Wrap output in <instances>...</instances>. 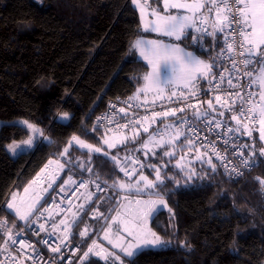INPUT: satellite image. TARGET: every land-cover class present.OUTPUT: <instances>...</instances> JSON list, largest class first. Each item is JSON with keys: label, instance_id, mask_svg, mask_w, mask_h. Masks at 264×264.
Here are the masks:
<instances>
[{"label": "trees", "instance_id": "16d2710c", "mask_svg": "<svg viewBox=\"0 0 264 264\" xmlns=\"http://www.w3.org/2000/svg\"><path fill=\"white\" fill-rule=\"evenodd\" d=\"M141 34L140 14L132 0H0V119L25 118L44 133L35 148L12 156L6 144L24 137L26 128L17 123L0 126V217L7 216L11 224L18 221L13 231L23 221L4 210L7 202L14 192H23L49 160L63 157L67 148L65 157L71 163L64 176L68 172L94 176L111 186L92 204L85 192L72 207L80 216L76 231L89 229L83 254L100 239L125 193L113 187L114 181L134 183L136 178L128 179L112 162L113 152L97 135L105 133L91 131L92 124L108 97L137 94L143 86L147 66L135 51L131 53ZM184 42L193 48L188 38ZM63 111L70 113L67 121L59 118ZM242 131L246 153L256 166L237 179L227 177L213 157L209 165L186 154L189 140L184 134H171L167 136L175 137L171 143L153 146L155 156L150 148L137 150L147 133L118 146L119 151L136 152L142 162L160 167L164 184L155 191L168 202V208L152 217L150 227L169 246L126 257L128 264L133 259L134 264H264V145L256 130L247 126L248 137ZM74 136L103 151L79 148L71 142ZM165 151L173 155L164 156ZM142 172L155 179L151 167ZM139 194L156 197L148 189ZM5 239L0 234V250ZM82 256L76 264H120Z\"/></svg>", "mask_w": 264, "mask_h": 264}, {"label": "snow or ice", "instance_id": "6c2138e0", "mask_svg": "<svg viewBox=\"0 0 264 264\" xmlns=\"http://www.w3.org/2000/svg\"><path fill=\"white\" fill-rule=\"evenodd\" d=\"M134 3H139V0H134ZM164 14L157 11L151 13L155 17L151 22H146L144 25V30H150L152 32L159 33L165 37L174 38L176 41H181L188 38L187 32H192V39L194 46H199L200 41L205 36H210L213 38L215 46V38L217 34L223 36L222 46L217 52L216 57L213 58L212 62L200 59V57L193 52L186 51L181 48L179 44L166 43L163 40H137L133 47L139 52L143 60L147 61L151 70L143 76L144 85L137 92L136 99H139L140 93L153 92L157 98L163 99L165 90L167 89L170 93L168 99L175 97L177 92L173 90L174 86L179 83L183 88L188 89L190 96L195 97L199 91L198 82L199 80H207L209 84V90L213 93L220 91L221 84L227 83V88L223 89V94L225 96H231L232 93L228 89H238V84H233V79H239L238 72L240 68L239 64L243 65V69H249V66H254L257 58L259 62L264 65V0H163ZM184 10L183 13L172 14L169 10ZM143 12V8H141ZM211 15V19H210ZM202 49V46H201ZM204 54L211 56V52L203 50ZM238 58H243L238 61ZM228 60L231 62V72L227 69H220V61ZM214 68L220 70V75L217 76L216 72L213 71ZM165 72L167 76L165 77ZM225 72H228L227 77ZM244 75L252 77L253 71L247 70ZM215 81V83H213ZM253 84H259L261 87V92L259 93L260 102H264V67L259 70V74L256 75L255 79L251 80L248 87ZM181 97L185 100L188 97H184V93H180ZM249 101L254 97V93L248 92ZM215 102L221 104V95L217 94L214 96ZM240 104V110L238 114H235L234 105ZM247 103L243 96H241L240 91L235 93V99L232 101V105H228V101L225 100L221 104V108L234 113L231 115L230 119L236 121V127H227L226 132L230 133L233 131L240 132L242 129L247 135L251 136V131H247V125H241V119L247 114L251 115L253 111V106L249 104V107L245 109L244 105ZM186 107L191 108V104H186ZM208 111L199 112L195 114V119L200 120L201 117L206 118L204 123L209 130H213V121L215 116L211 115L216 113V108L213 107V100L209 99L207 101ZM120 112H124L125 109L121 108ZM180 112L184 111V108L179 109ZM177 109H170L163 112L152 113L153 120L156 117H168L175 116ZM223 116V111L218 113ZM65 114V118H66ZM260 116L264 117V107L260 109ZM149 118L147 116L143 117V120L147 122ZM27 128L31 129L34 134L43 135V133L36 128L34 125L28 124L27 121L23 122ZM132 127L139 121L130 122ZM189 123L186 119L180 121V125L176 126L173 124L165 125L164 131H157L154 134H150L146 142H144L141 147L147 149L149 144L155 143L158 146L161 145V141L156 140V136H163L168 132L169 129L173 130L175 135L178 137L182 134L181 129L185 124ZM260 124L264 125V119L260 120ZM222 126V121L215 120L214 128L219 129ZM143 131L148 133V128L144 127ZM189 131H193L194 126ZM128 138H125L127 140ZM134 140L135 137H132ZM260 139L264 140V128L261 129ZM73 141L79 145L80 148L88 149L90 152L94 151L99 153L100 148H93L92 145H88L80 140L78 137H73ZM125 140L119 141L120 143L125 142ZM105 144L108 146L116 147L115 143H110L109 140H104ZM171 143V140L168 141ZM227 143V141H225ZM33 141L31 138L21 144L13 143L8 146L12 153H17L18 150L23 151V147H31ZM153 156L156 155L155 151L149 149ZM68 149L65 148L64 153L61 155H67ZM242 155V153H240ZM264 154V153H262ZM107 155V154H106ZM145 155H148L145 152ZM164 156L173 155L172 152H163ZM199 159V157H197ZM217 158H221L219 153H217ZM112 162L116 163L120 168V171L124 173L126 177L135 175L138 171L140 175L135 183H125L123 181H114L113 187L118 191L137 193L148 189L157 199L148 200H137L135 201L136 207L126 210L127 219L123 222V232L127 233L126 243H113L109 239L108 232L104 233V239L108 240L109 244H112L114 248H119L121 253H123L127 258H134L142 255L145 251L155 249V248H167L169 242L164 241L159 235L153 232L147 227V222L149 218L158 214L163 208L167 207V201L162 197L159 191H155L159 186L164 184V179L161 177V169L153 164L147 162H140L138 157H133L132 155H127L124 157V163L121 164L117 156L110 157ZM183 159V157H181ZM222 159V158H221ZM206 163L211 165V158H209ZM49 163H52L50 161ZM65 163H71L70 160H66ZM139 163L140 167L137 168L136 164ZM244 165L248 166V161H243ZM63 167V165H59ZM166 167V165H162ZM144 167H151L155 173V179L149 180L147 176L143 175L142 169ZM214 169V165L212 166ZM130 169V170H129ZM239 175V173H238ZM190 178V177H189ZM69 179H71L69 177ZM141 184L143 186L141 187ZM51 185H49L50 187ZM83 187V184L79 185ZM97 185V189H99ZM64 189H61L63 191ZM27 191V189H25ZM11 201L6 204L4 210H9L19 220L24 221L25 227H31L36 221L41 217H44L48 209L36 212L35 204L29 205L27 209L18 206L16 201V196L11 197ZM171 212V209H168ZM96 215V213H94ZM119 215V213H118ZM61 225H65V221L61 220L59 222ZM76 221L74 220L72 224L65 225V235L61 239L63 244L68 238V229H70ZM78 226V225H77ZM13 226H8L6 221H0V232L6 237L3 244V250H8L9 245H16L19 243L18 251H23L24 249H31L33 252H38L30 243H26L27 236L23 230H17L13 233ZM53 233L57 230V225L53 223L51 225ZM45 231V226L43 223L39 224L38 232ZM89 229L86 226L81 232H79L80 237H86L88 235ZM16 237H20L17 241ZM59 239V237H57ZM119 240H124L125 238L120 236L117 237ZM44 244H48V240L43 241ZM79 247V245L77 246ZM98 247L95 241L92 242V246L87 248V251L83 254V259H87L89 254L93 252V248ZM53 252H59V246L52 248ZM97 256L101 255L100 252L95 253ZM31 258V257H29ZM107 256L104 257L107 260ZM15 259V258H14ZM119 256H115V260H119ZM0 264H3L0 261ZM34 264H39V257L34 261ZM122 264V262H121ZM134 264V259H133Z\"/></svg>", "mask_w": 264, "mask_h": 264}, {"label": "built area", "instance_id": "2783aa9c", "mask_svg": "<svg viewBox=\"0 0 264 264\" xmlns=\"http://www.w3.org/2000/svg\"><path fill=\"white\" fill-rule=\"evenodd\" d=\"M211 19V15H210ZM223 36L217 34L215 38V46L213 38L210 36H205L201 41L199 46H194L192 39V32L188 36V43L193 48L203 52L207 50L211 52V58L213 60L216 57L217 52L222 46ZM202 46V49H201ZM243 58H238V61ZM220 69H227L231 72V62L228 60L220 61ZM262 64L257 58L254 66L250 65L249 69H243V65L239 64L238 67L240 71L238 72L239 79H233V84H238V89H228L231 96H225L223 94V89H226L227 83L221 84L220 91L213 93L209 90V84L207 80H199L198 87L199 91L195 97H191L189 90L183 88L182 86L174 87L173 90L177 92L175 97L168 99L170 93L166 89L164 93V98H144L139 95V99H136L137 94H131L123 97H108L106 99L105 108L98 114L94 116L92 128L100 129L108 135H119L129 132L145 133L143 131L144 127L148 128V135L156 133L159 131H164L165 125L173 124L176 126L180 125L182 119H186L189 123L185 124L181 129L182 134H184L189 142L206 153L210 154L223 170L224 174L233 179H237L248 174L254 167L256 163L248 156L246 153V141L243 131L237 132H226L227 127L235 128L236 121L230 119L231 115L234 113L229 112L221 108V104L225 100L228 101V105H232L233 99H235V93L240 91L241 96L245 99L244 107L247 109L249 104L253 106V111L251 115H245L241 119V123L245 124L252 129L260 132L262 126L260 120V109L262 108V103L259 99V93L261 92V87L259 84H253L248 87L251 80L255 79L256 75L259 74V70L262 68ZM247 70L253 71V76L249 77L244 75ZM217 76L220 75V70L217 68L213 69ZM228 72H225L227 77ZM215 83V81H213ZM184 93V97H188L186 100L181 97L180 93ZM248 92L254 93V97L249 101L247 95ZM221 95V104L215 102L214 96ZM209 99L213 100V107L216 108V113L211 115L215 116V120L222 121V126L219 129L214 128L215 120L213 121V130H209L206 127L204 120L206 118L201 117L200 120L195 119V114L197 111L203 112L208 111L207 101ZM186 104H191L192 107H186ZM124 108V112L119 110ZM184 108L183 112L179 109ZM235 114L239 113L240 104L234 105ZM170 109H177L175 116L156 117L153 120L152 113L163 112ZM223 111V116L218 113ZM147 116L149 119L147 122L143 120V117ZM228 118H225V117ZM139 121L132 127L130 122ZM194 126L193 131H189ZM174 134V131L169 129L168 132L163 136V138ZM160 136H156V139H163ZM227 141V143H225ZM217 153L222 158H217ZM242 153V155L240 154ZM244 160L248 161V166L246 167L243 163ZM139 166V163L136 164ZM130 170V169H129ZM239 173V175H238ZM71 178V174L67 173L66 176L60 178L55 186L49 191L45 196L41 205L34 212V216L44 209H48L44 217H41L36 223H34L30 228L25 227V222L19 223V228L17 230H23L27 236L26 243H30L33 248L38 250V252H33L31 249H24L23 251H18L19 243L16 245H9L8 250H0V261L3 264H34V261L39 257V264H76L79 258L83 254V240L85 237H80L79 233H74V230H68V238L62 244L60 241L65 235V228L59 223L63 218L70 212L72 207L79 201L81 196L87 192L88 198L91 201L107 195L111 191V186L104 182L103 180L94 177H79L74 179ZM83 184V187L79 185ZM99 185V189H97ZM61 189H64L61 191ZM130 200L126 193H123L120 198V203ZM0 221H6L8 226H11V222L7 216L0 217ZM43 223L45 226V231L38 232L39 224ZM55 223L57 225V230L53 233L51 225ZM16 230V231H17ZM83 230V229H82ZM81 230V231H82ZM16 231H13L15 233ZM80 231V232H81ZM0 234L3 235L2 232ZM59 237V239L57 238ZM19 241L20 237H16ZM47 239L48 244H44L43 241ZM79 245V247H77ZM59 246V252H53L52 248ZM31 257V258H29ZM15 258V259H14Z\"/></svg>", "mask_w": 264, "mask_h": 264}, {"label": "rangeland", "instance_id": "374dc122", "mask_svg": "<svg viewBox=\"0 0 264 264\" xmlns=\"http://www.w3.org/2000/svg\"><path fill=\"white\" fill-rule=\"evenodd\" d=\"M132 3L137 8V10H138V12L140 14L141 28H142V34L138 37V39L135 40V42L137 40L143 39V40H163L166 43L179 44L181 48H184L186 51L193 52L194 54L198 55L200 57V59H203V60L208 61V62H212L210 60V58L207 55H205L204 53L196 52L193 48L188 47L185 44L184 39L181 40V41H176L174 38L165 37L163 35H160L159 33L152 32L150 30H147V31L144 30L145 23L146 22H151L152 20L155 19V17L151 15V13L153 11H157V12H159L161 14H164L163 0H154L150 4H148L147 2H144L143 0H139V3H134V0H132ZM141 8H143V12L141 11ZM169 11L172 14H177L178 12L179 13H183L184 10L170 9ZM145 32H148V33H151V34L150 35H145L144 34ZM135 42H134V44H135ZM132 51H136L137 55H138V58L141 59L146 64V66H147L146 73H148L151 70V68L148 65L147 61L143 60V58L140 56L139 52L134 47L131 50V53H132ZM262 67H264V65ZM166 76H167V72H165V77ZM179 86H182V85L177 83V85H175L174 87H179ZM140 95L143 96L144 98H152V99L156 98V95L153 92L140 93ZM262 107H264V102L262 103ZM65 114H67L66 118H65ZM69 117H70V113L67 112V111H63V112H61L59 114L60 120H63V121H67L69 119ZM262 119H264V117H262ZM24 121H27L28 124L34 125L36 128H38L43 133V130H42V128L39 125H37V124H35V123L25 119V118H16V119H13L11 121H5V120L0 119V126L3 123H17V124H20V125L24 126L26 128V131H27V134L24 137H22L20 139L12 140L11 142L6 144L7 151L12 156H17L21 152H26V151H29V150L35 148V146L38 144V142H41L43 140V138H44V133H43L42 136L39 135L38 133L34 134L33 131L31 129L27 128V126L23 123ZM262 128H264V125L262 126ZM92 129L93 130H91V131L95 132L94 128H92ZM260 133H261V131L258 132L259 138H260ZM97 135L99 136L100 140L102 141L103 146L105 145V147H108L109 151L113 152L112 154H114V156L118 157L119 162L121 164L124 163V157L127 156V155H132L133 157H138V154L136 152H132V151H130L129 154L124 152L125 153L124 154L123 152L119 151L118 146L122 144L119 141H122V140H125V138H128L127 140H125V142H123V143H126L129 140V137H130V140H132V136H135V135L136 136H138V135L140 136L139 133L129 132V133L119 134V135H108L106 133L104 135H101L100 133H97ZM142 136H144V135H142ZM174 136L177 137L176 135H174ZM174 136L171 137V138L167 137V139L164 137L163 139H156V140L161 141V144H162V141H166V140L169 141L171 139H174L175 138ZM75 137H77V136H75ZM29 138L32 139L33 144H32L31 147H23V151L18 150L17 153H12L11 150L8 148V146L13 144V143L21 144L23 146V142L25 140H28ZM148 138H149V135L144 136L143 138H141L142 141H141V144L139 145V147L137 148L138 151L140 150V148L142 149L141 145L144 142H146L148 140ZM79 139L82 140L84 143H86L88 145H92L93 148H100V150H101L100 152L103 151L102 147H100V146H98L96 144H93L91 142H88V141H86L84 139H81V138H79ZM106 139L109 140L110 143H115L116 147H111L110 148L108 146V144L104 143V140H106ZM179 139H177L175 141H179ZM261 141H262V143L264 145V140H261ZM71 142L79 147V145H77L75 141L72 140ZM187 145L189 147L186 150V154L191 155L193 153L194 156H196V157L198 156L200 159L206 160V161L209 158H212V156L210 154L206 153L205 151L201 150L200 148H198L196 146H192V144H190L189 142H187ZM153 146L154 147H158L157 144L152 143V144H149L148 148L152 149ZM81 149L88 150V149H85V148H81ZM92 152H94V151H92ZM66 159H68V157H65V155H63V157H61L60 159L59 158H52L51 160H49L45 164L43 169L39 171L37 176L27 186V188H26L27 191L24 190L23 192L18 193V194H16V192H14L13 195L16 196L15 203L18 206H20V207H22V208H24L26 210L29 205L33 204V202H37L35 204V208L37 209L41 205V203L44 200L45 196L55 186V184L59 181V179L64 177V170H66V168L68 166V164L65 163ZM50 161H52V163H49ZM211 164H213V163H211ZM59 165H63V167H60ZM139 167H140V165L139 166L137 165V168H139ZM68 173L71 174V179L79 178L78 176H76L72 172H68ZM137 174H138V172L135 175H132V176L128 177V179L136 178V180H137L139 175H140V174H138V175ZM143 175H145V174L143 173ZM135 181H134V183H135ZM49 185H51V186L49 187ZM142 186H143V184H141V187ZM263 187H264V182H263ZM126 194L129 195V193H126ZM89 201H90L89 202L90 204L95 202V201H91L90 199H89ZM9 202H12L11 198H10V200L7 203H9ZM167 207H168V202H167ZM167 207H165V208H167ZM76 209L77 208L71 209L70 212L63 218V220L65 221V225L72 224L73 221L75 220L76 223L73 224V226L70 229L74 230V233H79L82 229L85 228V226L83 228H81L78 232L76 231L75 226H76V224L79 221L78 219L80 218L79 213H78V211ZM94 213H96V211L92 210L91 214H94ZM113 216H114V214H113ZM113 216H111V218L108 220L107 224L104 226V229L100 233V235H99L100 239H98L96 241V244L98 245V247H94L93 248V252L90 253L89 256L96 255L95 254L96 252L104 251L106 253V256L109 259L115 260V256H119L120 259L118 260V262L120 264H121V262H122V264H128V262L125 261L126 256L123 253H121L120 249L119 248H114L112 244H109L108 240L104 239V233L105 232H108L109 239L112 240L113 243H126L127 239H129L127 237V233L123 232L124 223L122 222L120 224L119 222L116 221V219L119 218V215L116 214V216H114V218H113ZM17 222L18 221H16L15 223H12L11 226L15 225ZM65 225H62V226L65 228ZM148 228L151 229L150 225H148ZM12 231H13V228H12ZM88 235H89V232H88ZM120 236L124 237L125 239L123 241L117 239V237H120ZM85 238H84V241H85ZM89 256H88V258H89ZM82 260H86V259H83V256H82Z\"/></svg>", "mask_w": 264, "mask_h": 264}, {"label": "crops", "instance_id": "0c3cea01", "mask_svg": "<svg viewBox=\"0 0 264 264\" xmlns=\"http://www.w3.org/2000/svg\"><path fill=\"white\" fill-rule=\"evenodd\" d=\"M144 2H146L145 0H143ZM134 5V4H133ZM190 32L191 31H188L187 32V36H189V34H190ZM138 39V38H137ZM133 49V46H132V48H131V50ZM133 52V51H132ZM136 52V51H135ZM136 54H137V52H136ZM138 56V55H137ZM43 169V168H42ZM41 169V170H42ZM127 193H129V192H127ZM128 195V194H127ZM129 198H130V200H128V201H126V202H124L123 204H119V207L115 210V212L113 213L114 214V216H116V214H118L119 213V218L118 219H116V221L117 222H119L120 224L122 223V222H124L126 219H127V217H126V210L127 209H130V208H135L136 207V204H135V201H137V200H148V199H153V200H155V199H157V197H147V196H143V195H141V194H139V193H137V192H131V194L129 193ZM168 208V207H167ZM164 209V208H163ZM166 209V208H165ZM114 216H113V218H114ZM152 219V217L151 218H149V220H148V222H147V227H148V225H150V220ZM112 222V221H111ZM116 222V223H117Z\"/></svg>", "mask_w": 264, "mask_h": 264}, {"label": "water", "instance_id": "95a60500", "mask_svg": "<svg viewBox=\"0 0 264 264\" xmlns=\"http://www.w3.org/2000/svg\"><path fill=\"white\" fill-rule=\"evenodd\" d=\"M246 137H248V135H246ZM100 253H101V255H99V256L95 255V257L102 260V261H105L104 257L106 256V253L104 251H101Z\"/></svg>", "mask_w": 264, "mask_h": 264}]
</instances>
